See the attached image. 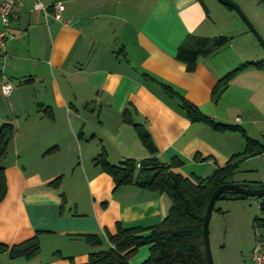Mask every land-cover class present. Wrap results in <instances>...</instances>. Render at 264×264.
<instances>
[{"label":"crops","instance_id":"crops-1","mask_svg":"<svg viewBox=\"0 0 264 264\" xmlns=\"http://www.w3.org/2000/svg\"><path fill=\"white\" fill-rule=\"evenodd\" d=\"M37 1H17L0 53V82H17L9 98L0 95L8 101L0 103V124L16 128L2 162L9 183L0 202V241L16 244L40 233L42 242L36 257L14 264H85L92 252L112 245L109 234L119 223L151 227L167 217L174 200L166 191L117 186L96 162L104 153L115 165L148 159L151 151L136 124L152 135L159 160H182L172 169L191 178L210 177L246 151L241 131L217 132L190 120L185 99L264 145V68L248 67L215 94L225 75L247 63L228 37L235 33L221 27L225 19L217 15L224 10L216 3L62 0L66 10L57 20L60 0H40L44 9L35 11ZM195 35L225 36L230 43L201 57L191 72L177 54ZM259 155L243 156L230 181L264 184V177L239 170ZM59 175V187L51 185ZM241 221L228 241L236 264H253L256 243L246 234L252 221L246 214ZM87 233L101 235L104 243L92 245ZM150 255V246L140 245L130 262L143 263Z\"/></svg>","mask_w":264,"mask_h":264},{"label":"trees","instance_id":"trees-1","mask_svg":"<svg viewBox=\"0 0 264 264\" xmlns=\"http://www.w3.org/2000/svg\"><path fill=\"white\" fill-rule=\"evenodd\" d=\"M259 1L264 4V0ZM229 43V39L225 36L213 39L199 38L197 35L190 36L183 42L177 56L193 72L196 70L197 62L201 57L209 56L210 53L219 51ZM251 66L264 68V60L248 61L242 64L240 68L238 67L235 71L225 75L215 94L217 95L225 87H228L231 79L237 73L247 70ZM165 90L170 95H176L172 87L166 86ZM182 106L186 109L190 120L207 122L217 132L241 131L246 137V151L232 156L233 158L226 166L215 169L214 174L210 177L197 176L191 178L172 169L174 166L182 165V160L174 158L170 163L159 160L156 156L158 148L153 142L152 135L145 127L136 124L143 145L151 151V156L142 162V166L139 167V162L134 160H124L120 165H115L108 161L107 153L97 156L96 162L103 167L105 172L114 176L117 186L125 183H137L139 186L153 189V191H166L173 198L174 204H172L167 217H164L160 223L151 225V227L141 225L128 227L119 223L118 231L109 234L112 245L106 249L101 248L92 252L91 258L85 264H131L130 258L137 252L140 245H149L151 251L150 257L140 264H209L206 257L203 221L207 215V206L211 201V196L215 189L228 181L231 182L230 178L237 171L243 156L262 154L264 145L252 138L250 139L246 131L239 125L232 126L228 123H219L215 119L204 116L202 111L189 103L187 99L183 100ZM15 133L16 128L13 124L8 123V121L0 124V202L8 195L9 183L5 174L6 168L2 162L8 154V147L11 146ZM61 182L62 177L59 175L50 184L59 187ZM251 185L264 187V184L259 182H253ZM225 196L231 199L241 197L239 193L230 190L225 193ZM260 208L264 211V197L260 203ZM254 223L257 228L264 227V217L256 215ZM39 234L36 233L33 237L16 244L0 241V253L7 252L14 259L23 256L32 259L41 251L42 242ZM85 239L96 246L104 243L102 236L98 234L87 233Z\"/></svg>","mask_w":264,"mask_h":264},{"label":"rangeland","instance_id":"rangeland-1","mask_svg":"<svg viewBox=\"0 0 264 264\" xmlns=\"http://www.w3.org/2000/svg\"><path fill=\"white\" fill-rule=\"evenodd\" d=\"M205 1L206 3L211 4V6L216 3L215 5H219V7H221L220 10H224L222 13L218 12L217 16L218 18L222 17L223 20L225 19V24L221 26L222 28L228 30V33H235L234 35H229L228 37L233 36L232 43L236 44L235 50H237L239 55L243 58L244 61L242 62H248L249 60L259 61L263 59L264 45L261 40H258L255 36L256 34L252 31L251 27H249L237 10L224 5V3L219 0ZM231 1L236 2L241 7L243 14L250 19L251 25L255 27L264 40V4L259 0ZM16 83L17 82L14 81L13 86L16 85ZM2 99L7 101L6 98H2L0 96V103H2ZM247 169H252V171H248ZM239 170L246 174L255 175V177H264V156L259 155L256 158H252L249 163H246ZM234 200L235 199L227 197L226 199H220L216 202L217 208L225 207L226 209L229 208V210L224 214H221L218 210H216L214 216L211 218L210 243L214 254L213 259L216 264H236L235 250L231 247V244H229L228 235L234 238L231 230L235 225H239L242 222L241 220L243 219L244 214L249 216L252 221V224L246 227V234H250V237L252 238L251 241L256 243V231L264 232V228H257L255 224H253V219L256 215L264 216V211L260 208V201H262V198L249 196L247 198L241 197L239 201ZM225 241H228V246L224 244ZM235 243L237 244V240H235ZM18 260L19 259L17 258L14 259L7 252L0 253V264H14Z\"/></svg>","mask_w":264,"mask_h":264},{"label":"built area","instance_id":"built-area-1","mask_svg":"<svg viewBox=\"0 0 264 264\" xmlns=\"http://www.w3.org/2000/svg\"><path fill=\"white\" fill-rule=\"evenodd\" d=\"M18 0H0V53L5 49L6 43L8 41V33L11 30L12 19L15 16L14 7ZM65 2L59 1L55 3V7L58 10L55 17L57 20H61L63 13L65 12ZM44 9L42 2L39 0L33 5V10L39 11ZM16 88H14L13 84L8 81L6 78L0 82V93L3 96H7L9 98L12 94H14ZM264 156V151L262 153ZM139 167L142 166V163H138ZM257 232V231H256ZM258 240H256L255 248L253 253L251 254V260H253V264H264V238L262 233L259 231Z\"/></svg>","mask_w":264,"mask_h":264},{"label":"water","instance_id":"water-1","mask_svg":"<svg viewBox=\"0 0 264 264\" xmlns=\"http://www.w3.org/2000/svg\"><path fill=\"white\" fill-rule=\"evenodd\" d=\"M224 3V5L235 8L237 12L243 17V19L246 21V23L251 27L252 31L256 34L255 36L258 38V40H261L262 44L264 45V40L258 33V31L253 27L250 23V19L243 14L241 11V7L234 1L231 0H219ZM230 191H235L239 193L241 197H249V196H256L263 198L264 197V187H256L255 185H251L249 183H243L240 182H227L223 185H221L218 189L214 190V193L212 194V198L210 203H208L207 206V215L204 218V228H203V234L205 236V248L207 249V261H209V264H216V262L213 259V250L211 248V235H210V229H211V218L214 216L215 213V206L216 202H218L220 199H226L227 196H225V193Z\"/></svg>","mask_w":264,"mask_h":264}]
</instances>
